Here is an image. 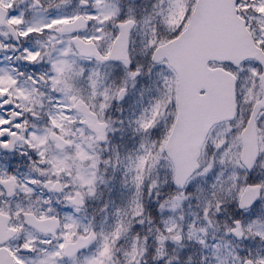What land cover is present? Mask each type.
Masks as SVG:
<instances>
[{
	"label": "snow or ice",
	"instance_id": "obj_1",
	"mask_svg": "<svg viewBox=\"0 0 264 264\" xmlns=\"http://www.w3.org/2000/svg\"><path fill=\"white\" fill-rule=\"evenodd\" d=\"M0 264H264V0H0Z\"/></svg>",
	"mask_w": 264,
	"mask_h": 264
}]
</instances>
